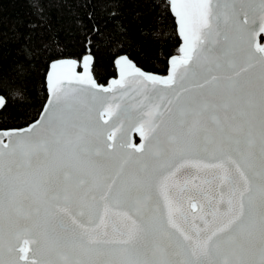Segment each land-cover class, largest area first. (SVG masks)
Returning a JSON list of instances; mask_svg holds the SVG:
<instances>
[{"label": "snow or ice", "instance_id": "1", "mask_svg": "<svg viewBox=\"0 0 264 264\" xmlns=\"http://www.w3.org/2000/svg\"><path fill=\"white\" fill-rule=\"evenodd\" d=\"M170 10L165 75L51 62L40 118L0 127V264H264V0Z\"/></svg>", "mask_w": 264, "mask_h": 264}, {"label": "trees", "instance_id": "2", "mask_svg": "<svg viewBox=\"0 0 264 264\" xmlns=\"http://www.w3.org/2000/svg\"><path fill=\"white\" fill-rule=\"evenodd\" d=\"M179 43L167 0H0V95L8 105L0 127L37 117L53 59L90 53L95 80L105 84L119 54L165 74Z\"/></svg>", "mask_w": 264, "mask_h": 264}, {"label": "water", "instance_id": "3", "mask_svg": "<svg viewBox=\"0 0 264 264\" xmlns=\"http://www.w3.org/2000/svg\"><path fill=\"white\" fill-rule=\"evenodd\" d=\"M167 1H168V5H169V10H170V0H167ZM170 12H171V10H170ZM171 14H172V16L174 17V21H175V25H176V33H177V36H178L179 41H180V43H179V48H180V47L182 46L183 41H182V38H181V37L179 36V34H178V20H177V18L175 17L174 13L171 12ZM262 37H264V34H261V37H260V43H261V44H264V42H261V38H262ZM179 54H180V53H178V54H172V55H170V56L168 57L167 69H168V66H169V64H170V59H169V58H170L171 56H177V55H179ZM85 56H90V57H91V61H90V73H91L93 79H95V77H94V75H93V72H92L93 56H92L90 53H87V54L82 55V57H85ZM122 59H128L130 62H132V63L135 64V62H134L133 60H131L126 54H119V55H117V56L114 58V60H113V64H114V68H115V76H114V77H111V78L108 80V82L105 83V84H103V83H98V82L96 81L97 84L102 85V86H107L108 84L111 83V80H112V79H114V78H119V64H118V61H120V60H122ZM63 60H75V61H77V64H78V65H82V60H81V58H80V59H75V58H73V57H60V58H56V59L51 60V61L48 63V66H47V69H46L45 76L51 74V71H50V68H49V64H50L51 62H61V61H63ZM136 66H137V65H136ZM137 67H139V66H137ZM139 68H140L142 71H144L145 73H147V74H157V73H154V72H149V71L143 70L141 67H139ZM75 70H76L78 73H81V72L83 71V69H82L81 66H78ZM165 74H166V73H165ZM165 74H163V75H165ZM160 75H161V74H160ZM44 79H45V77H44ZM45 88H46V97H45L44 103H43V105H42V107H41V110H40L39 114L37 115V117H36L33 121H31L30 123H28L27 125L22 126V127H17V128H26V127L29 126L31 123H33L34 121H36V120H38V119L40 118V116H41L42 113H43V109H44V107H45L46 100H47L48 98H50V85H46V84H45ZM0 98L4 99V101H5V98H4L2 95H0ZM130 135H131V138H132L133 142H135L137 145H139L140 143L143 142V141H142V138L139 136L138 133H136V132H132Z\"/></svg>", "mask_w": 264, "mask_h": 264}, {"label": "bare ground", "instance_id": "4", "mask_svg": "<svg viewBox=\"0 0 264 264\" xmlns=\"http://www.w3.org/2000/svg\"><path fill=\"white\" fill-rule=\"evenodd\" d=\"M25 126V125H24ZM20 127H22V126H20ZM12 128H17V127H12Z\"/></svg>", "mask_w": 264, "mask_h": 264}]
</instances>
